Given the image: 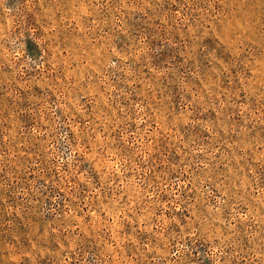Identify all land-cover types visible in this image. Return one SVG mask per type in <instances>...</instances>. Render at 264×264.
Returning a JSON list of instances; mask_svg holds the SVG:
<instances>
[{
  "label": "rangeland",
  "instance_id": "1",
  "mask_svg": "<svg viewBox=\"0 0 264 264\" xmlns=\"http://www.w3.org/2000/svg\"><path fill=\"white\" fill-rule=\"evenodd\" d=\"M0 264H264V0H0Z\"/></svg>",
  "mask_w": 264,
  "mask_h": 264
}]
</instances>
